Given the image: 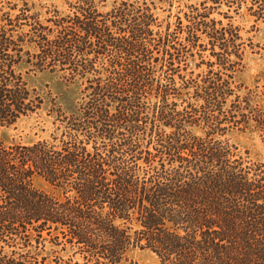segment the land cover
I'll return each mask as SVG.
<instances>
[{"label": "trees", "instance_id": "16d2710c", "mask_svg": "<svg viewBox=\"0 0 264 264\" xmlns=\"http://www.w3.org/2000/svg\"><path fill=\"white\" fill-rule=\"evenodd\" d=\"M165 1L0 6V127L44 110L31 73L82 85L48 137L0 139V264H264V162L230 137L264 132L235 24L264 28V0Z\"/></svg>", "mask_w": 264, "mask_h": 264}, {"label": "rangeland", "instance_id": "374dc122", "mask_svg": "<svg viewBox=\"0 0 264 264\" xmlns=\"http://www.w3.org/2000/svg\"><path fill=\"white\" fill-rule=\"evenodd\" d=\"M157 4V13L160 18H166L169 14L168 3L165 0H153ZM170 1V0H168ZM8 2H20V0H0L1 5H7ZM33 4L36 10H40L43 5H55L64 9V0H28ZM111 0H109V3ZM178 3L175 2L172 12L177 11ZM173 20V19H172ZM235 24L242 28V34L247 43L254 44V52L248 49L245 53V67L237 73L236 78L239 84L243 86L259 90V101L264 108V28L260 24V29L252 26L253 21L250 18H237ZM248 39H251L249 41ZM31 87L36 88L45 98L44 110L39 115L24 117L15 125L10 127H0V139L6 143L12 141H21L23 143H31L40 138L48 137L52 130L51 120L46 116L47 109L51 106V102L68 113L75 112L81 100L82 85L80 81H68L57 73L49 71H38L28 76ZM232 142L239 146L244 152L248 151L253 159L264 162V132L259 130H246L244 132H233L230 135ZM34 185L43 191L51 192V186L41 177L34 178ZM48 253L51 255L50 248L47 247ZM46 253V252H45ZM138 262L139 264H161L159 258L150 250L133 248L129 250L127 260L121 264H131Z\"/></svg>", "mask_w": 264, "mask_h": 264}]
</instances>
